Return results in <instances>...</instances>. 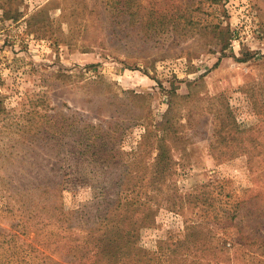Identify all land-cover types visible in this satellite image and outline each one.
Instances as JSON below:
<instances>
[{"label":"rangeland","instance_id":"rangeland-1","mask_svg":"<svg viewBox=\"0 0 264 264\" xmlns=\"http://www.w3.org/2000/svg\"><path fill=\"white\" fill-rule=\"evenodd\" d=\"M122 6L0 0V264H264V0Z\"/></svg>","mask_w":264,"mask_h":264},{"label":"trees","instance_id":"trees-1","mask_svg":"<svg viewBox=\"0 0 264 264\" xmlns=\"http://www.w3.org/2000/svg\"><path fill=\"white\" fill-rule=\"evenodd\" d=\"M118 2L122 3V7L127 11L131 16L134 17L136 14V10L132 9L134 5V0H108V3ZM149 17L151 18L154 14V9L149 10ZM84 146H91L89 143H84ZM105 148H101L97 156L103 162L111 159L110 156H113L114 153L107 152L105 153ZM162 154V152H161ZM117 221L114 224H107L103 232L97 237L94 236L93 240L89 241L87 251L92 252L94 256H96V260L100 261V259H104L107 264H142L147 259L146 255L142 248L137 245L135 240V227L138 224H146L148 220H146L147 216H144L139 222L137 218H131L126 215H118ZM149 218V217H147ZM91 231H95V228L92 227ZM79 251H83V245L78 249ZM10 260V259H9ZM8 260V261H9ZM26 263L28 264V260L26 259ZM11 264H19V261L12 262ZM69 264V263H67Z\"/></svg>","mask_w":264,"mask_h":264}]
</instances>
